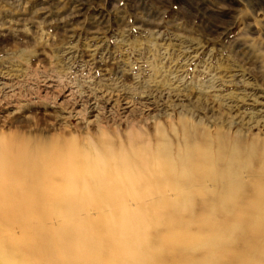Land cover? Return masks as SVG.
Wrapping results in <instances>:
<instances>
[{
	"label": "rangeland",
	"instance_id": "374dc122",
	"mask_svg": "<svg viewBox=\"0 0 264 264\" xmlns=\"http://www.w3.org/2000/svg\"><path fill=\"white\" fill-rule=\"evenodd\" d=\"M35 141L52 146L39 187L11 169ZM236 147L238 164L260 159L229 193ZM263 153L264 0H0V195L12 201L0 208L26 225L15 230L28 253L7 258L18 245L0 219V264H54L69 251L34 233L52 227L33 216L28 197L40 193L55 197L45 214L68 195L92 202L91 219L103 212L137 232L130 247L154 248L152 264L201 262L208 238L211 261L241 264L260 228L250 207L264 190Z\"/></svg>",
	"mask_w": 264,
	"mask_h": 264
},
{
	"label": "bare ground",
	"instance_id": "6f19581e",
	"mask_svg": "<svg viewBox=\"0 0 264 264\" xmlns=\"http://www.w3.org/2000/svg\"><path fill=\"white\" fill-rule=\"evenodd\" d=\"M21 147H20V150H21ZM51 147H52L51 143H48L47 141L46 142L35 141L33 143H30L29 148H23L22 147L23 148L22 154H21L22 156L20 155L21 156V158H20L21 163L20 164L22 165V167H20L19 169H17V167H16V169L11 168L12 170H14V172L11 171L13 173V175L19 179L24 178V180H26L28 177L30 178V176L33 177V175H35L36 176L35 179L40 180V175H42L40 173L41 172L44 173L45 171L49 170V168H50V164H51L50 156H47L46 153L48 154ZM18 150H17V155H18ZM15 152H16V150H15ZM243 152H244L243 149L236 147L234 149L233 153L231 154L230 162L226 165V172L228 175V180H224V178H223V181L225 184L227 183V189H228L229 193H231V192L233 193V192L237 191L238 188L244 187V184L240 181L238 175L243 174L246 171V169L250 166V164H251L250 162L251 161L254 162L256 160V158L259 156V155L257 156V154L252 156V154H254V152H252L249 154V161H247L245 163L239 162V164H238L237 163V161H238L237 157H238V155H240ZM4 155L7 156V154H4ZM10 155H8V156L10 157ZM13 155H16V153L15 154L13 153ZM17 155H16V157H17ZM260 157H261V155H260ZM5 160H6V158H5ZM5 160L3 163V159L0 158V168H2V169H4V167H5L4 164L7 165L6 163H8ZM262 160H263V166H262V169L259 170V172L264 177V153H263V159ZM11 161L12 160H10L9 164L12 167L13 165L11 164ZM16 163H14V164L16 165ZM6 167H9V166L7 165ZM5 169L8 170V168H5ZM9 173H10V171H9ZM10 175L12 176V174L7 175V179H8V176L10 177ZM32 177L30 178V180L32 179ZM12 179H13V177H12ZM262 179L263 178L257 180V182H256L257 185L261 184L264 186V180H262ZM8 180H10V179H8ZM2 181L3 180H1V182ZM11 181H13V180H11ZM1 182H0V185L2 183H4L5 181L2 183ZM8 182L10 183V181H8ZM95 182H96V180H95ZM33 183H35V184H33ZM33 183H31L30 185H32L33 187L34 186L39 187L42 185V180H40V181L35 180ZM96 183H98V182H96ZM101 183H102V181L100 182V184ZM20 184L23 185L22 182ZM3 185H2V187L0 186V188L4 189L6 187L5 183ZM75 186H73V187H75ZM22 189H24V187ZM73 191H75V190H73ZM4 192H5V190H4ZM4 192H3V194L0 195V201H7V200L11 201V197H9L6 194L7 192H5V193ZM15 192H16L15 199L18 200L19 199V197L17 195L18 193H17V191H15ZM70 192H66V193L69 194ZM28 193H30V192H28ZM74 194H75V192H74ZM20 198L23 199V195H20ZM28 198H30V199L35 198V200H36V204H35L36 206H33L36 214H34L33 216L37 217L38 220L42 223V225H45V224H51L52 225V227H50L51 228L50 232H48L47 230L45 231L41 226L36 227L34 229L35 230L34 233L39 236L40 241H41V239L49 240V238L52 237V240L56 244L57 248H64L67 245L70 246L69 251L64 254L63 260H60L57 256L54 255V259H53L54 264H152V258L154 256L155 250H154V248L150 247V244H148L145 241V243L142 242L143 243L142 245H140V243H139V246H136V245H135V247L129 246L130 245L129 242L132 239H137V237H138L137 232L135 234H122L119 231V229L112 228L113 226L110 227V225H107L109 223L105 224L103 222V220L107 219L103 212H98L97 217L95 219L90 218V214L91 213L94 214L95 209H97V207H95V205L92 204V202L84 204L76 198V195L73 197L68 195L65 198H63L57 202L56 211L54 210V212H52V213H48V214L46 213L45 214L42 211L43 208L45 206H47V204L49 202H53L55 200V197H51L47 194L40 193L36 197L30 196ZM253 201L255 204L250 207L251 208V210H250L251 216L254 220L259 219L258 225H260V228L254 229L253 235H254L255 239L252 240V247L245 251V253L243 255V261L241 264H264V190L261 193H257V195L253 198ZM235 203H236L235 198L230 199L229 204L231 207L235 206ZM115 205H116V203H115ZM72 209H76V211H71ZM1 210L2 209L0 208V219L3 220L2 222L4 223L3 224L4 229L6 231H9L10 230V227H9L10 224L13 228V232L10 235V242L9 243H11L13 245L14 244L18 245L17 249L14 252H12L10 255L8 254L7 258H12L13 256L14 257L19 256V257H22L24 259V258L28 257V253L19 245L20 242L22 241V236H20V234L16 232L17 228L25 229L26 225L25 224L19 225L18 222H16V220L14 219L17 217L16 214H10V211H8V210H4V209H3V211H1ZM231 212H234V210L232 209ZM112 213H114V212H112ZM112 213H111V217L113 216ZM120 216H122L121 218H123L125 215L121 214ZM135 216H139V215L135 213ZM60 217H61V219H64V220H59ZM66 219H68L70 222L66 221ZM50 220H52V223L50 222ZM71 224H73L75 230H78V232L69 229L66 231L65 236L62 237L61 231L63 229H65L66 226H69ZM122 224H124V223H122ZM131 225H133V223H131ZM134 225H136V224H134ZM127 226H129V225H127ZM88 231L90 233H87ZM82 232H83V234H81ZM17 234H19V236ZM109 234H112L113 236L108 237ZM144 234H145V232H144ZM145 238L146 237H144V239ZM118 241H120V242H128L129 241L128 246H123L117 250L109 249L110 248L109 245H111L115 242H118ZM254 242L256 244H254ZM78 244L82 245L85 248L84 252H83V250L79 251L77 249ZM215 246H216V244L212 239H209V238L206 239L204 241V243L201 245V250L203 253L202 256L204 257V260H202L201 262H198V261L192 262L190 264H209V263L213 262L210 259H212V256H213L211 254L212 248ZM93 251H95V252L93 253ZM95 253L101 257L100 260L94 258L96 255ZM137 254H139V256H137V257H140V255H145L146 258L144 257L143 259H140V258H142V257H140L138 260H136L135 256ZM79 259H80V261H79ZM75 260H78V263L75 262ZM213 263L216 264L215 262H213Z\"/></svg>",
	"mask_w": 264,
	"mask_h": 264
}]
</instances>
